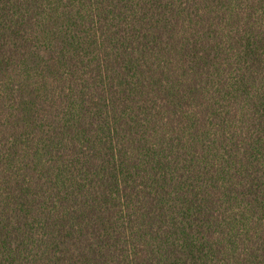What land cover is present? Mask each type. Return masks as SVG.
Instances as JSON below:
<instances>
[{
  "label": "trees",
  "instance_id": "16d2710c",
  "mask_svg": "<svg viewBox=\"0 0 264 264\" xmlns=\"http://www.w3.org/2000/svg\"><path fill=\"white\" fill-rule=\"evenodd\" d=\"M0 264H264V0H0Z\"/></svg>",
  "mask_w": 264,
  "mask_h": 264
}]
</instances>
